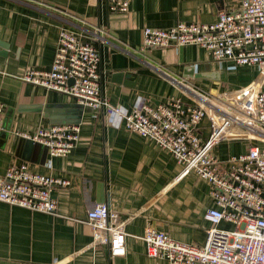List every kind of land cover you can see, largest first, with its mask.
Wrapping results in <instances>:
<instances>
[{
  "label": "crops",
  "instance_id": "crops-1",
  "mask_svg": "<svg viewBox=\"0 0 264 264\" xmlns=\"http://www.w3.org/2000/svg\"><path fill=\"white\" fill-rule=\"evenodd\" d=\"M240 2L131 0L127 11H113L110 0H0V101L5 104L0 175L26 163L35 172L71 182L54 188L53 213L0 200V264H169L148 254L143 236L149 224L182 242L205 244L211 226L206 212L216 207L208 180L196 172L176 180L181 165L154 140L116 125L107 108L81 106L74 97L25 81L22 75L31 67L52 66L65 25L87 33L99 49L103 91L113 106L131 110L140 97L152 105L172 96L190 100L152 62L186 74L213 94L240 89L255 81L257 65L231 67L232 60L218 61L195 43L141 49L146 26L211 22L221 9ZM198 72L208 75L198 77ZM62 123L81 126L80 141L67 156H51L44 145L16 133ZM200 131L209 135L208 119ZM256 143L225 141L214 152L226 160ZM99 203L128 219L124 256H112L108 245L91 246L94 230L87 214Z\"/></svg>",
  "mask_w": 264,
  "mask_h": 264
},
{
  "label": "built area",
  "instance_id": "built-area-1",
  "mask_svg": "<svg viewBox=\"0 0 264 264\" xmlns=\"http://www.w3.org/2000/svg\"><path fill=\"white\" fill-rule=\"evenodd\" d=\"M130 1L110 0V9L127 11ZM190 43L206 48L218 61L232 60L231 67L257 65L259 74L245 87L213 94L152 62L190 100L172 96L166 103L152 105L140 97L128 110L113 106L105 96L99 71L101 53L87 33L63 25L52 66L31 67L22 78L68 94L83 106L107 108L116 125L154 140L175 157L181 165L176 180L196 172L210 182L216 207L206 212L211 226L205 244L182 242L149 224L143 238L150 256L165 258L169 264H264V146L259 144L264 143V0H241L234 8L221 9L211 22L182 20L170 27L146 26L141 49ZM4 113L5 104L0 101V128ZM205 119L210 128L207 137L200 133ZM16 133L46 146L51 156H67L80 141L81 126L62 123ZM233 139L258 143L220 159L215 147ZM70 183L67 178L35 172L26 163L12 165L0 175V200L53 213L57 209L54 188ZM87 218L94 230L91 246L108 245L112 256L126 254L128 219L120 218L105 203L89 210Z\"/></svg>",
  "mask_w": 264,
  "mask_h": 264
},
{
  "label": "water",
  "instance_id": "water-1",
  "mask_svg": "<svg viewBox=\"0 0 264 264\" xmlns=\"http://www.w3.org/2000/svg\"><path fill=\"white\" fill-rule=\"evenodd\" d=\"M206 75H208L206 72H198L197 74H196V76H198V77H201V76H206ZM183 76L184 77H189V76H187L186 74H183ZM82 106V105H81ZM28 140V139H27ZM233 140H236V139H233ZM31 141V140H30ZM33 142V141H32ZM35 144H40V143H36V142H34ZM46 147V146H45ZM47 148V147H46ZM48 149V148H47Z\"/></svg>",
  "mask_w": 264,
  "mask_h": 264
}]
</instances>
